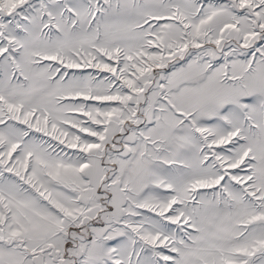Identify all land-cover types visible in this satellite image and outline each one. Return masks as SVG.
Wrapping results in <instances>:
<instances>
[{
    "label": "snow or ice",
    "instance_id": "obj_1",
    "mask_svg": "<svg viewBox=\"0 0 264 264\" xmlns=\"http://www.w3.org/2000/svg\"><path fill=\"white\" fill-rule=\"evenodd\" d=\"M0 264H264V0H0Z\"/></svg>",
    "mask_w": 264,
    "mask_h": 264
}]
</instances>
